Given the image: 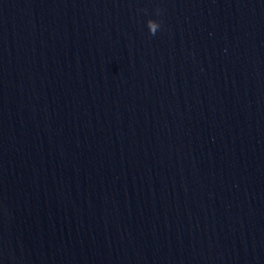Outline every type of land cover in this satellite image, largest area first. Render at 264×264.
<instances>
[{
    "label": "water",
    "instance_id": "95a60500",
    "mask_svg": "<svg viewBox=\"0 0 264 264\" xmlns=\"http://www.w3.org/2000/svg\"><path fill=\"white\" fill-rule=\"evenodd\" d=\"M0 264H264V0H0Z\"/></svg>",
    "mask_w": 264,
    "mask_h": 264
},
{
    "label": "clouds",
    "instance_id": "9594fccd",
    "mask_svg": "<svg viewBox=\"0 0 264 264\" xmlns=\"http://www.w3.org/2000/svg\"><path fill=\"white\" fill-rule=\"evenodd\" d=\"M156 13H157V15L160 14V9L159 8L156 9ZM160 28H161V22L159 20H157V19H153L152 18V23L148 27L149 33L151 35H155Z\"/></svg>",
    "mask_w": 264,
    "mask_h": 264
}]
</instances>
